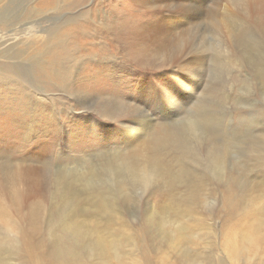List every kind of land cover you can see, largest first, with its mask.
Masks as SVG:
<instances>
[{
  "label": "rangeland",
  "instance_id": "374dc122",
  "mask_svg": "<svg viewBox=\"0 0 264 264\" xmlns=\"http://www.w3.org/2000/svg\"><path fill=\"white\" fill-rule=\"evenodd\" d=\"M242 1L0 0V38L34 40L0 53V264H264V8Z\"/></svg>",
  "mask_w": 264,
  "mask_h": 264
},
{
  "label": "bare ground",
  "instance_id": "6f19581e",
  "mask_svg": "<svg viewBox=\"0 0 264 264\" xmlns=\"http://www.w3.org/2000/svg\"><path fill=\"white\" fill-rule=\"evenodd\" d=\"M148 2H150L151 3V5H150V8L152 9V7H154V5H152V4H155L156 3V0H153V1H147L146 0V2H145V6H146V4L148 5ZM242 2H244V5L249 9V10H254V9H256L257 7L258 8H260V9H263L264 8V0H243ZM156 21H154V22H152V23H150V24H146L145 25V31L147 32V33H152L154 30H158L159 28H161L162 27V24H164V19H161V18H156L155 19ZM33 27V26H32ZM32 29H31V27L30 28H28V29H26L25 31H23L22 33H20V34H15V35H9V36H7L8 37V39L7 40H5L4 38H0V40L2 41H0V43H1V46H5V45H7L9 42V45L10 46H8L9 48L8 49H3V50H1L0 51V53H3V52H5V53H7V51L8 50H11V49H13V50H19V48H17V47H19L20 45H27V52H26V55L27 54H31L30 52V49H31V46L33 45V41H32V39H29V37H31L30 35H31V31ZM36 33H37V31H36ZM35 33V34H36ZM6 37V38H7ZM54 36H52V35H46V39L45 40H43L44 42V44L46 45V50L44 49V51H43V56L44 57H46V56H48L47 54H49V50L51 49V47H52V45H51V42H52V38H53ZM5 41H4V40ZM22 51V50H21ZM20 51V52H21ZM16 52V51H15ZM19 52V51H18ZM25 52H23V53H25ZM40 52H42V51H40ZM22 53V52H21ZM22 53V54H23ZM17 54H19V53H17ZM1 55V54H0ZM24 55V54H23ZM32 80V79H31ZM33 80L34 81H36V79L35 78H33ZM28 87H24V89H22L24 92H26L27 93V91H28ZM42 94H44V95H46L45 93H42ZM24 173V172H23ZM20 176H22V174L20 175ZM23 177V176H22ZM22 199L23 198H25L23 195H19ZM7 199L6 198H4L1 194H0V205L2 206V204L4 205V207H7V205L6 204H8V201H6ZM98 201V200H97ZM102 205V204H101ZM0 206V207H1ZM5 209V208H4ZM3 210V209H2ZM1 211V210H0ZM3 212V211H2Z\"/></svg>",
  "mask_w": 264,
  "mask_h": 264
}]
</instances>
